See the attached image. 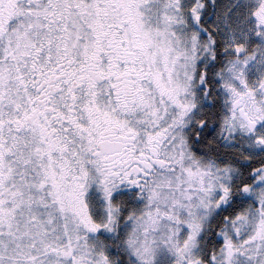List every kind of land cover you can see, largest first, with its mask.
<instances>
[{"label":"snow or ice","instance_id":"snow-or-ice-1","mask_svg":"<svg viewBox=\"0 0 264 264\" xmlns=\"http://www.w3.org/2000/svg\"><path fill=\"white\" fill-rule=\"evenodd\" d=\"M0 264H264V0H0Z\"/></svg>","mask_w":264,"mask_h":264}]
</instances>
